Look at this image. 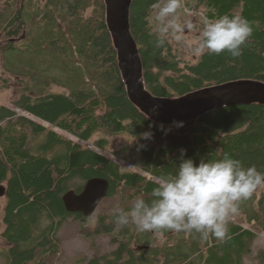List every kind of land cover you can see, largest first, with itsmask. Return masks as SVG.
Instances as JSON below:
<instances>
[{"label": "trees", "instance_id": "16d2710c", "mask_svg": "<svg viewBox=\"0 0 264 264\" xmlns=\"http://www.w3.org/2000/svg\"><path fill=\"white\" fill-rule=\"evenodd\" d=\"M156 2L132 0L129 15L144 84L153 95L176 98L230 81L264 82V0H194L206 20L242 16L253 32L239 58L205 53L193 63H185L164 36L157 46L160 34L151 20ZM5 3L0 9V65L21 87L13 108L0 104V185L6 197L2 237L10 244L9 264H47L59 252L60 226L68 218H81L66 211L62 195L80 191L90 178L107 179L108 196L122 191L120 204L127 211L138 197L147 203L155 199L152 189L175 174L181 149L183 158L194 163L228 154L264 173L263 105L225 106L178 126L157 124L131 103L104 0ZM53 84L67 92L47 91ZM148 132L150 138L144 135ZM122 134L133 141L137 155L123 149L111 153L129 161L132 169H122L106 154L109 137ZM238 209L264 212V195L258 199L255 191ZM95 223L116 249L76 264H195L196 255L205 256L206 264H241L253 239L235 224L230 238L208 247L199 233L141 232L131 222L118 225L114 214L98 216Z\"/></svg>", "mask_w": 264, "mask_h": 264}, {"label": "clouds", "instance_id": "9594fccd", "mask_svg": "<svg viewBox=\"0 0 264 264\" xmlns=\"http://www.w3.org/2000/svg\"><path fill=\"white\" fill-rule=\"evenodd\" d=\"M152 7L155 9L153 19L159 23L157 46L165 42V34L181 40L185 28L192 27L180 22L176 15L182 0H157ZM198 31L199 39L193 44L195 54L226 52L237 59L242 56L253 29L246 18L225 14L205 22ZM175 123L180 126L183 122ZM144 135L151 137L150 132ZM180 152L175 174L162 178L152 189L155 199L147 203L138 197L127 211L115 209L116 223L126 226L131 222L141 232H195L202 240L213 237L226 241L230 238L229 218L238 214L239 202L248 200L258 187L264 186V173L258 172L255 166L245 167L228 154L219 160L194 163L190 158H183L184 149Z\"/></svg>", "mask_w": 264, "mask_h": 264}, {"label": "water", "instance_id": "95a60500", "mask_svg": "<svg viewBox=\"0 0 264 264\" xmlns=\"http://www.w3.org/2000/svg\"><path fill=\"white\" fill-rule=\"evenodd\" d=\"M132 0H104L105 19L117 53L118 68L129 100L157 124L169 125L182 121L191 123L210 111L230 105H264V82L241 79L207 86L176 98L159 97L144 84L143 66L129 23ZM109 181L102 177L88 179L80 191L67 190L62 202L67 212L91 216L99 203L108 196ZM5 187L0 185V196Z\"/></svg>", "mask_w": 264, "mask_h": 264}, {"label": "rangeland", "instance_id": "374dc122", "mask_svg": "<svg viewBox=\"0 0 264 264\" xmlns=\"http://www.w3.org/2000/svg\"><path fill=\"white\" fill-rule=\"evenodd\" d=\"M6 0H0V9L4 8ZM155 15V9L152 11V24L153 30L159 33V23L153 19ZM176 15L178 16L180 22L189 23L192 25L191 28H185L183 33V38L181 40H175L170 35L165 34L164 37L170 42L173 49L178 53L181 59L185 63L195 62L200 55H197L193 51V44L199 39V27L202 26L206 20L203 16V10H196L194 6V0H182V7L177 10ZM20 84L17 78L8 74L0 65V104L13 108V101L18 98L21 94ZM51 92H67L66 89L53 84L50 86L49 90ZM18 113L20 109H15ZM44 126H48L44 123ZM102 136V133H97L94 138L97 139ZM72 136H70L71 138ZM132 140H130L126 135H116L109 137V145L106 154L119 162L122 169H132V164L126 159H119L116 154H112L111 151L117 152L118 150L132 151V154L137 155L133 150ZM91 147V145H88ZM138 158V157H137ZM144 175V173H142ZM150 179L149 177H147ZM156 180V179H155ZM157 181V180H156ZM77 183L82 181L77 179ZM264 193V186H260L257 189V198ZM122 191L116 192L113 196H107L102 199L95 212L87 220V223L80 222L73 218H68L60 226L58 230V240H59V252L53 257H49L50 260L47 264H76L78 260H92L98 257L105 256L116 249V245L111 243V236L98 230L100 226L95 223L98 216L113 215L114 210L119 208L123 209L124 204H120L122 198ZM0 218L3 215V210L6 205V198L0 201ZM130 204V203H128ZM126 206V205H125ZM124 206V207H125ZM242 219V217L239 215ZM49 222L43 223L46 226ZM86 225V228H83ZM248 226V224H246ZM254 232H257L256 238L253 240L250 246V252L242 257L241 264H261L259 261V252L264 249V232H261L257 226L252 227ZM97 232V233H96ZM132 247H136L134 240L131 242ZM8 245L3 239L0 240V264H9L8 257ZM258 254V256H257ZM100 263H103L100 262Z\"/></svg>", "mask_w": 264, "mask_h": 264}, {"label": "flooded vegetation", "instance_id": "af4514ba", "mask_svg": "<svg viewBox=\"0 0 264 264\" xmlns=\"http://www.w3.org/2000/svg\"><path fill=\"white\" fill-rule=\"evenodd\" d=\"M256 193H257V190H256ZM263 195H264V193L262 195H260V197L258 199H260ZM4 197H5V194L0 196V201L3 200ZM0 209H1V203H0ZM76 214H78V213H76ZM239 215L242 217V219L239 217ZM3 216H4V210H3V215L0 218V240L3 239L5 241V243L8 245V249H7V252H8L10 244L2 237V233L6 227L4 225ZM80 216H81V218L79 221L83 222V223H87V219L91 217V216L84 217L81 214H80ZM83 217H84V219H83ZM232 224L239 225L242 228V230H240L242 235L245 232H246V234L249 233V235L250 234L253 235V239L251 240V243L249 245V251H247L245 254H242V257H243L244 255H246L250 252V250H251L250 246H251L253 240L256 238V235L258 234L257 232H254L252 230L253 229L252 227L258 225L259 230L261 232H264V212H238V214L231 216L229 218V221H228L229 232L232 230V228H231ZM246 224H248V226H246ZM207 242H208V245H207L208 247L215 246L216 244L219 245V243H220V241H217L213 237H210L207 240ZM204 244H205V242L203 241V245ZM204 249L206 250V246H204ZM257 256H258V254H257ZM258 257H259V261L261 262V264H264V249L259 252ZM195 258L197 259L195 264H200L199 261H201L202 264H206V257L205 256L202 255V258H199V256L196 255Z\"/></svg>", "mask_w": 264, "mask_h": 264}, {"label": "bare ground", "instance_id": "6f19581e", "mask_svg": "<svg viewBox=\"0 0 264 264\" xmlns=\"http://www.w3.org/2000/svg\"><path fill=\"white\" fill-rule=\"evenodd\" d=\"M219 85V84H218ZM213 86H215V85H213ZM261 105V104H260ZM264 106V105H263ZM172 125V124H171ZM175 125V124H174Z\"/></svg>", "mask_w": 264, "mask_h": 264}]
</instances>
